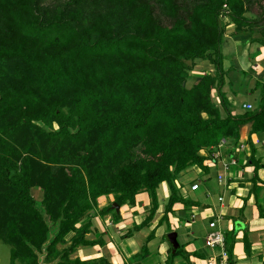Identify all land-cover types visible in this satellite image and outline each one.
<instances>
[{"label": "trees", "instance_id": "trees-1", "mask_svg": "<svg viewBox=\"0 0 264 264\" xmlns=\"http://www.w3.org/2000/svg\"><path fill=\"white\" fill-rule=\"evenodd\" d=\"M54 3L0 0V188L23 219L5 226L0 214L11 264L41 257L44 264H109L72 259L101 242L88 239L95 214L115 213L113 204L135 207L147 193L144 228L159 211L163 183L171 196L160 221L177 203L197 206L179 196L180 176L208 171L222 141L237 149L247 124L257 178L251 137L264 133V92L259 110L233 114L222 45L230 26L237 35L261 34L264 43V0ZM201 61L215 73L193 75ZM37 167L43 173L35 183ZM109 196L113 203L100 209L99 198ZM235 236L226 240L231 264ZM179 256L202 258L170 249L164 264Z\"/></svg>", "mask_w": 264, "mask_h": 264}, {"label": "crops", "instance_id": "crops-1", "mask_svg": "<svg viewBox=\"0 0 264 264\" xmlns=\"http://www.w3.org/2000/svg\"><path fill=\"white\" fill-rule=\"evenodd\" d=\"M235 33V27L230 26L222 45L224 69L227 71L223 92L235 106L233 114L243 115L245 104L258 110L263 104L264 43L261 34ZM195 71L203 76L214 74L215 68L201 61L195 66ZM213 93L216 102L220 103L217 93ZM250 130V124L242 127L237 149H231L226 140L214 149L215 160L206 163L208 171L193 167L187 170L190 173L185 175L186 171L180 176L177 181L179 196L197 202L195 196L202 192L203 205L199 202L197 206L177 203L168 218L160 221L171 196L169 186L163 183L158 190L160 208L150 225L141 228L151 208L149 195L143 193L137 196L135 207L124 206L107 215L95 214L88 239L101 242L79 248L72 259H102L109 264H164L170 249L175 253L182 248L184 252L197 253L202 258L190 256L185 260L179 256L175 264H207L210 257H219L223 252L220 247L213 249L206 245V238L212 232L210 224L216 222L215 231L225 236V250L226 240L231 232H235L233 264H264V217L261 216V211L264 213V133L251 137L255 159L261 165L254 179L253 149L248 144ZM196 184L199 189L193 191L192 186ZM113 201V196L101 197L99 208L108 207ZM153 233L154 237L149 240ZM171 233L177 234L179 247L175 251L169 241ZM179 236L184 245L179 242ZM245 236L249 251L245 248ZM228 263L231 264L229 259Z\"/></svg>", "mask_w": 264, "mask_h": 264}, {"label": "rangeland", "instance_id": "rangeland-1", "mask_svg": "<svg viewBox=\"0 0 264 264\" xmlns=\"http://www.w3.org/2000/svg\"><path fill=\"white\" fill-rule=\"evenodd\" d=\"M45 1H46V3H49V4H53V2H55L54 4H56L57 0H45ZM59 1H66V0H59ZM192 74L197 76V77H201V75L198 74L197 71H195V69L193 70ZM35 163H39V162L36 161ZM42 173H43V168L37 167L36 171L33 175V182L36 183L37 178ZM188 173H190V172L187 171L184 174L186 175ZM32 193H33L34 198L39 201L41 198L40 189L35 187V188H33ZM2 197H3V190L0 188V214L3 215V225L6 226L8 221L16 219V218H20V221H23L22 216L18 213L19 210L17 209V207L10 205L8 203H5V201L3 200ZM195 197L197 199V202H199L200 204L203 205V203L205 202V199L202 196V192L197 193ZM2 228H5V227H2ZM179 242L181 243V245H184L183 239L180 236H179ZM27 262H28V264H31V259L27 258V260L24 262H21V259H19V261H17V264H25ZM0 264H11V246L5 244V242H3V241H0Z\"/></svg>", "mask_w": 264, "mask_h": 264}, {"label": "built area", "instance_id": "built-area-1", "mask_svg": "<svg viewBox=\"0 0 264 264\" xmlns=\"http://www.w3.org/2000/svg\"><path fill=\"white\" fill-rule=\"evenodd\" d=\"M244 110L245 111H252L254 110V107L250 104H245L244 105ZM225 143V141H222L221 144ZM217 154V152H215ZM199 189V185H193L192 190L196 191ZM210 228L212 229V232H210L206 238V245L215 249L217 247H220L223 249L222 254H220L219 257L212 256L210 257L209 261L207 264H229L228 263V252L225 250V236L219 232L215 231L216 229V222H212L210 224Z\"/></svg>", "mask_w": 264, "mask_h": 264}, {"label": "water", "instance_id": "water-1", "mask_svg": "<svg viewBox=\"0 0 264 264\" xmlns=\"http://www.w3.org/2000/svg\"><path fill=\"white\" fill-rule=\"evenodd\" d=\"M113 208H115L116 210L119 211V208H120V207H119V205L114 204V205H113ZM169 241H170V243H171V245H172L174 251H175L176 249H178V247H179V243H178V241H177V234H176V233H171V234L169 235ZM43 251H44V252L46 251V246L43 248ZM43 260H44V257H41L40 264H44V263H43Z\"/></svg>", "mask_w": 264, "mask_h": 264}]
</instances>
